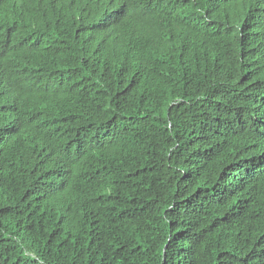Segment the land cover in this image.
<instances>
[{"label": "trees", "instance_id": "1", "mask_svg": "<svg viewBox=\"0 0 264 264\" xmlns=\"http://www.w3.org/2000/svg\"><path fill=\"white\" fill-rule=\"evenodd\" d=\"M0 264H264V0H0Z\"/></svg>", "mask_w": 264, "mask_h": 264}]
</instances>
